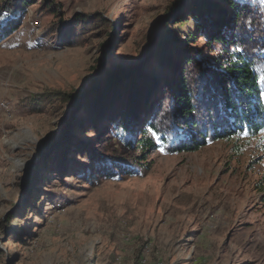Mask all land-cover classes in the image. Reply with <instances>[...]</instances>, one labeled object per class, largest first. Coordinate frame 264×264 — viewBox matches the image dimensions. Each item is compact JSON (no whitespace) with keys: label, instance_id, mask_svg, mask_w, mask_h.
<instances>
[{"label":"rangeland","instance_id":"obj_1","mask_svg":"<svg viewBox=\"0 0 264 264\" xmlns=\"http://www.w3.org/2000/svg\"><path fill=\"white\" fill-rule=\"evenodd\" d=\"M42 1L25 10L14 4L17 12L0 2L3 19L15 25L0 40V264H264V128L221 132L194 151L144 149L137 142L143 94L142 107L138 98L131 106L135 132L127 147L103 123L73 132L68 105L44 99L88 86L98 59L135 65L142 83L168 74L151 64L146 39L165 24L157 22L172 0H51L50 10ZM79 14L90 15L92 30H76ZM192 42L201 60L215 61L219 48L215 55L202 39ZM73 134L99 157L128 160L138 171L89 182L92 163L73 153L60 174L54 160L64 141L69 153ZM46 137L55 145L43 152ZM44 153L52 159L44 162Z\"/></svg>","mask_w":264,"mask_h":264},{"label":"trees","instance_id":"obj_2","mask_svg":"<svg viewBox=\"0 0 264 264\" xmlns=\"http://www.w3.org/2000/svg\"><path fill=\"white\" fill-rule=\"evenodd\" d=\"M0 2H3L4 10L17 12L12 7L14 4L25 10L31 0ZM52 3L43 0V9L50 10ZM89 17L79 14L76 30H92ZM96 17L101 27L111 34L110 24L103 22L100 16ZM161 19H165V24L158 25L157 32L153 30L147 34L151 53L148 59L157 68L168 67L169 75H160L159 79L150 77L148 82L142 83L140 80L145 76L135 65L117 67L110 61L104 65L98 59L91 66L93 73L88 86L78 91L48 92L44 99H57L68 105L73 114V132L95 131L103 123L108 134H116L127 147L135 132L132 119L136 120V117L132 118L130 114L131 106L136 98L141 102L140 95L143 94L147 104L137 120L144 121L140 130L143 135L137 142L144 149L151 150L160 144L167 152L194 151L212 138L222 137L221 132L227 135L238 130H248L250 134L261 131L264 128V103L260 93L264 91V83L257 81L264 79V0H172L171 10L157 23ZM13 24L0 14V40L15 26ZM75 35H79L78 32ZM197 38L202 39L215 55L219 48L215 61L200 59L198 47L192 42ZM139 59H142L141 54ZM156 82L160 84L161 93L155 98ZM96 98L98 101L103 99L96 103ZM26 105H32L33 111L40 110L36 107L38 102ZM57 130L64 128L60 125ZM69 140H72L69 153L68 144L64 146L67 141H64L59 147V157L53 159L60 174L70 170L74 163L73 153L88 157L92 163L85 179L89 182L138 171V167L129 164L128 160L121 162L108 155L99 157L87 142L74 134ZM41 143L45 152L55 145V140L46 137ZM51 157L44 153L42 160L45 162ZM35 172L26 178L28 189L35 183Z\"/></svg>","mask_w":264,"mask_h":264},{"label":"snow or ice","instance_id":"obj_3","mask_svg":"<svg viewBox=\"0 0 264 264\" xmlns=\"http://www.w3.org/2000/svg\"><path fill=\"white\" fill-rule=\"evenodd\" d=\"M257 83H264V79L257 81ZM261 96H264V92L260 93ZM243 136H247L249 134L248 130H243L241 133Z\"/></svg>","mask_w":264,"mask_h":264},{"label":"water","instance_id":"obj_4","mask_svg":"<svg viewBox=\"0 0 264 264\" xmlns=\"http://www.w3.org/2000/svg\"><path fill=\"white\" fill-rule=\"evenodd\" d=\"M60 142H61V140H59L57 143L59 144ZM58 144H57V145H58Z\"/></svg>","mask_w":264,"mask_h":264},{"label":"built area","instance_id":"obj_5","mask_svg":"<svg viewBox=\"0 0 264 264\" xmlns=\"http://www.w3.org/2000/svg\"><path fill=\"white\" fill-rule=\"evenodd\" d=\"M157 264H160V263H157Z\"/></svg>","mask_w":264,"mask_h":264}]
</instances>
